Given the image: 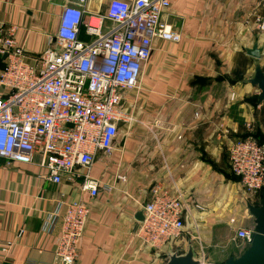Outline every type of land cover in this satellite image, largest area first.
<instances>
[{
  "label": "crops",
  "instance_id": "1",
  "mask_svg": "<svg viewBox=\"0 0 264 264\" xmlns=\"http://www.w3.org/2000/svg\"><path fill=\"white\" fill-rule=\"evenodd\" d=\"M65 1L0 0V34L14 28L17 43L36 55L54 35ZM109 1L88 0L87 6L97 10ZM169 1L161 18L180 39L153 41L140 90L125 94L131 120L120 127L111 155L99 152L91 170L109 190L90 199L67 180H45L36 163L8 165L0 158V242L11 243L5 264H61L54 253L57 232L40 229L60 195L90 201L75 264H163L166 251L142 247L133 234L136 214L155 185L180 193L187 205L179 251L190 233L209 264L242 253L234 232L253 224L246 205L257 201L231 173L228 148L254 132L264 138V102L246 81L254 63L246 49L255 42L264 70V32L257 28L264 2ZM4 64L0 55V70Z\"/></svg>",
  "mask_w": 264,
  "mask_h": 264
},
{
  "label": "built area",
  "instance_id": "2",
  "mask_svg": "<svg viewBox=\"0 0 264 264\" xmlns=\"http://www.w3.org/2000/svg\"><path fill=\"white\" fill-rule=\"evenodd\" d=\"M87 4L88 0H66L54 35L34 56L17 43L14 28L0 34L5 61L0 70V158L8 165L36 163L45 180H67L94 199L101 189H110L91 176L97 154L110 156L120 127L131 120L125 94L140 90L153 41L176 42L180 33L162 21L169 0H110L97 10ZM257 28L264 32V17ZM228 159L243 190L259 201L264 143L253 137L234 139ZM150 195L141 205L143 221L134 237L154 252L164 253L168 246L179 250L187 210L182 195L159 185ZM82 197L66 200L60 195L55 208L42 218L44 233L57 232L54 253L61 264H75L79 258L90 211V201ZM252 228L253 224L235 229L241 252L250 243ZM10 247L0 242V264H5ZM199 254L204 255L202 250Z\"/></svg>",
  "mask_w": 264,
  "mask_h": 264
},
{
  "label": "water",
  "instance_id": "3",
  "mask_svg": "<svg viewBox=\"0 0 264 264\" xmlns=\"http://www.w3.org/2000/svg\"><path fill=\"white\" fill-rule=\"evenodd\" d=\"M261 47L255 42L251 48L246 49V54L253 58V73L246 81L259 91L257 100L264 102V70L259 59ZM247 210L253 218V231L248 247L237 257H228L220 264H264V188L260 191L258 204L247 203ZM138 221H143L142 210L136 214ZM209 260L207 255H201L196 251L190 238L187 239L183 251L168 246L164 253L163 264H205Z\"/></svg>",
  "mask_w": 264,
  "mask_h": 264
},
{
  "label": "trees",
  "instance_id": "4",
  "mask_svg": "<svg viewBox=\"0 0 264 264\" xmlns=\"http://www.w3.org/2000/svg\"><path fill=\"white\" fill-rule=\"evenodd\" d=\"M247 136H252V137L255 138L258 142H260V143H264V138L259 137V135H258L256 132H254L253 135H245V136H242V137H240V138H238V139H243V138H245V137H247ZM256 204H258V201L256 202ZM256 204H255V205H256Z\"/></svg>",
  "mask_w": 264,
  "mask_h": 264
},
{
  "label": "rangeland",
  "instance_id": "5",
  "mask_svg": "<svg viewBox=\"0 0 264 264\" xmlns=\"http://www.w3.org/2000/svg\"><path fill=\"white\" fill-rule=\"evenodd\" d=\"M247 137H252V136H247ZM182 237H183V236H182ZM182 237H181V238H182ZM233 237H234V236H233Z\"/></svg>",
  "mask_w": 264,
  "mask_h": 264
}]
</instances>
